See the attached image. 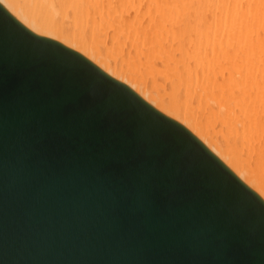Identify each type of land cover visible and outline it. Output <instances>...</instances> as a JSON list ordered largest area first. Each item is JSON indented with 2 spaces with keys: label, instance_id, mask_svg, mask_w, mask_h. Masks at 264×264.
<instances>
[{
  "label": "water",
  "instance_id": "obj_1",
  "mask_svg": "<svg viewBox=\"0 0 264 264\" xmlns=\"http://www.w3.org/2000/svg\"><path fill=\"white\" fill-rule=\"evenodd\" d=\"M0 264H264V194L0 3Z\"/></svg>",
  "mask_w": 264,
  "mask_h": 264
},
{
  "label": "bare ground",
  "instance_id": "obj_2",
  "mask_svg": "<svg viewBox=\"0 0 264 264\" xmlns=\"http://www.w3.org/2000/svg\"><path fill=\"white\" fill-rule=\"evenodd\" d=\"M174 116L264 194V0H0Z\"/></svg>",
  "mask_w": 264,
  "mask_h": 264
}]
</instances>
